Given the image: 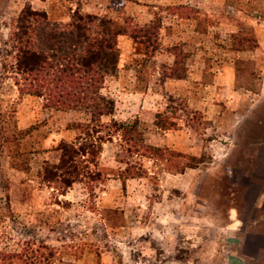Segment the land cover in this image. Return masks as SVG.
I'll return each instance as SVG.
<instances>
[{"label": "rangeland", "instance_id": "obj_1", "mask_svg": "<svg viewBox=\"0 0 264 264\" xmlns=\"http://www.w3.org/2000/svg\"><path fill=\"white\" fill-rule=\"evenodd\" d=\"M28 5L63 25L77 8L116 29L160 16L162 30L150 43L118 35L117 62L106 65L100 89L115 103L101 125H129L131 141L119 132L109 138L101 126L96 142L95 132H85L87 111L44 108L43 91L26 93L36 82L16 68L14 32ZM49 46L65 50L66 43ZM188 67L211 69L223 84L212 91L201 80L163 85ZM199 98L204 111L196 110ZM90 143L100 146L96 157ZM134 143L160 150L150 157ZM68 145L85 153L74 158L82 180L63 190L74 167L65 164L61 174L55 165ZM96 170L100 180L92 181ZM263 242L264 0H0V257L264 264Z\"/></svg>", "mask_w": 264, "mask_h": 264}, {"label": "trees", "instance_id": "obj_2", "mask_svg": "<svg viewBox=\"0 0 264 264\" xmlns=\"http://www.w3.org/2000/svg\"><path fill=\"white\" fill-rule=\"evenodd\" d=\"M126 20L128 21V19ZM127 24L130 23H125L123 28L116 29L111 19L91 13L83 14L77 8L71 16L70 22L63 25L49 21L45 11H38L29 5L26 6L17 18L16 31L14 32L18 50L16 68L28 76L25 79L31 77L36 82L35 88L26 93L33 94L36 90L43 91L44 96L40 99L44 108L87 111L90 114V122L85 126V132L88 136L95 132L96 142L104 138L99 134L101 126L106 128L109 138L119 132L124 141H131L133 130H136H130L127 127L129 125L116 121L101 125V116L112 113L114 101L103 95L100 89L107 75L106 65L113 58L117 62L118 35L125 34L138 43L140 41L150 43L152 36L157 38L161 19L158 16L156 23L152 21L150 24L139 27L138 25L130 27ZM49 26L52 31L45 32ZM52 32L59 33L60 37L53 35ZM61 37H65V41L58 39ZM49 42L53 45L64 42L66 43L65 50L55 49L52 46L46 47ZM110 56L112 58H109ZM113 65L115 66L114 63ZM132 146H136V150L140 147L142 152L150 157L154 155V151L160 150V147L147 144L134 143ZM99 147L96 143H90L88 148H91L96 157ZM61 150L60 163L62 165H55V168L61 173L65 164L68 168L74 167L71 171L66 170L67 177L62 181L63 190H66L76 180H82L74 158L79 152L83 154L85 150L78 149L74 145L62 147ZM90 174L91 177H89L92 181L100 180L98 170L91 171ZM14 259L21 263L26 261L23 253H9L0 257V264H12Z\"/></svg>", "mask_w": 264, "mask_h": 264}, {"label": "crops", "instance_id": "obj_3", "mask_svg": "<svg viewBox=\"0 0 264 264\" xmlns=\"http://www.w3.org/2000/svg\"><path fill=\"white\" fill-rule=\"evenodd\" d=\"M40 1H42V0H40ZM43 3V2H42ZM83 7H84V5H82ZM81 6V7H82ZM64 20H66V19H64ZM67 21V20H66ZM62 22H65V21H62ZM162 27H163V24H162V20H161V25H160V27H159V30H162ZM125 36H127V35H125ZM119 37L120 36H118V40H119ZM129 37V36H128ZM129 38H131V37H129ZM132 39V38H131ZM133 41V43L134 44H138L134 39L132 40ZM130 46V45H129ZM155 51V52H154ZM153 52H154V54L152 53V59L155 61V62H158V60H156V53L158 52V51H156V50H154ZM167 51H169V50H167ZM162 53H163V51H160V55H162ZM172 54L175 56V53H173L172 52ZM176 57V56H175ZM174 61L173 62H175L176 63V59H173ZM173 62L171 63V65L170 66H172V64H173ZM209 70H211V69H205V68H201V69H198V70H191L190 69V67H188L187 68V75L184 77L183 75H181V76H178V77H168L165 81H164V83H163V85H165V84H168V82H170L171 80H172V82H180V81H186V80H188V81H190V83L191 84H195V80H201L200 82L202 83V84H204L206 87H209V88H211V91H212V88H214V87H216L217 88V85L218 84H223V80L224 79H222V77H221V79L219 80V82L217 81V77L219 78V76L217 75V74H214V75H211V73H210V71ZM118 71H121V68H119L118 69ZM193 72V73H192ZM194 74L193 76H192V74ZM192 76V77H191ZM214 79V80H213ZM230 81V76H229V74L227 75V79L225 80V84H227V86H229V84L231 83V82H229ZM200 82H198L199 84H201ZM163 85H161L162 87H163ZM169 92H171V91H169ZM175 95V94H174ZM173 95V96H174ZM175 96H177V95H175ZM196 101V100H195ZM204 101H205V99H200L199 98V100L197 101L198 102V105H199V107H196V110H203L204 111V108L202 107V105L201 104H203L204 103ZM193 102H194V100H193ZM114 107H115V103H114ZM144 106L143 105H141V106H139L138 105V109H137V112L138 111H144ZM195 109V108H194ZM114 111V110H113ZM113 111H112V113H110L109 115H111V114H113ZM146 112V111H145ZM160 111H158L157 113H159ZM157 113H155V114H157ZM116 120V119H115ZM158 126V125H157ZM113 136V135H112ZM153 146H155V145H153Z\"/></svg>", "mask_w": 264, "mask_h": 264}, {"label": "flooded vegetation", "instance_id": "obj_4", "mask_svg": "<svg viewBox=\"0 0 264 264\" xmlns=\"http://www.w3.org/2000/svg\"><path fill=\"white\" fill-rule=\"evenodd\" d=\"M264 243V242H263Z\"/></svg>", "mask_w": 264, "mask_h": 264}]
</instances>
